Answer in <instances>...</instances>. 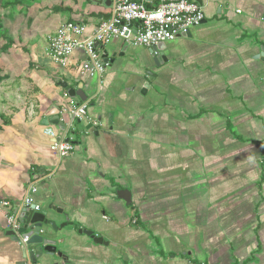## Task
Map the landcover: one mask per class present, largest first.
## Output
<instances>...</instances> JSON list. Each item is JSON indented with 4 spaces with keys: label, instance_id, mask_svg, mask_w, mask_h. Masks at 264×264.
<instances>
[{
    "label": "crops",
    "instance_id": "obj_1",
    "mask_svg": "<svg viewBox=\"0 0 264 264\" xmlns=\"http://www.w3.org/2000/svg\"><path fill=\"white\" fill-rule=\"evenodd\" d=\"M198 1L205 20L166 42L160 66L147 47L119 56L126 41L115 38L104 45L115 62L94 75L82 49L56 62L49 36L78 22L83 39L113 8L17 1L0 36V198L15 212L36 185V204L60 227L64 257L36 264H264V0ZM80 87L89 111L78 133L46 124L54 108L68 121L63 106L81 101L68 90ZM47 130L74 150L57 155ZM7 214L0 264H28Z\"/></svg>",
    "mask_w": 264,
    "mask_h": 264
},
{
    "label": "built area",
    "instance_id": "obj_2",
    "mask_svg": "<svg viewBox=\"0 0 264 264\" xmlns=\"http://www.w3.org/2000/svg\"><path fill=\"white\" fill-rule=\"evenodd\" d=\"M205 20L203 5L198 0H114L112 17L103 21L100 26L87 37L86 25L78 22H67L49 36V54L58 63L67 65L73 53L82 49L87 60L82 67L83 72L90 75L102 74L107 64L101 61L96 43L105 45L115 38H122L135 46L152 48L188 33ZM89 102L75 101L63 106V113L71 115L74 120L84 121L88 118ZM46 133L53 137L52 149L60 157H65L74 150L73 138L57 137L53 130ZM38 189L32 185L24 199V205L35 204L36 210L41 207L35 202ZM7 211L11 230L18 232L19 224L15 221L13 204L10 200L0 198V211ZM28 238H22L23 243ZM28 264H36L29 261Z\"/></svg>",
    "mask_w": 264,
    "mask_h": 264
},
{
    "label": "water",
    "instance_id": "obj_3",
    "mask_svg": "<svg viewBox=\"0 0 264 264\" xmlns=\"http://www.w3.org/2000/svg\"><path fill=\"white\" fill-rule=\"evenodd\" d=\"M99 4L107 8H114V0H96ZM109 19V18H108ZM191 31L186 34L181 35L180 37L190 36ZM126 41V40H125ZM165 42L157 46L150 48V53L152 59L156 66H160L162 63L167 61V57L160 53L165 47ZM131 45L129 41H126L123 50L119 53V56H123L127 51L128 47ZM95 47L101 52V61L110 64L115 62V58L118 56V52L112 54L105 48L104 45L99 43L95 44ZM160 53V54H159ZM258 59L264 61V49L261 54H259ZM150 80L156 74L153 72H148ZM150 84H146L143 92H146V89L149 88ZM67 87V86H66ZM70 97H79L81 101L89 102L87 94L83 91L82 87L78 90L70 88L69 90ZM49 115H53L52 119L45 118V123L49 124L50 121L59 126V129L63 134L71 133L76 135L78 133V127L75 124H78V120L75 123V120L71 115H68V121L61 122V116L58 109L54 108L51 110ZM91 127V126H90ZM120 195L123 199L129 202V191H121ZM15 221L20 225L18 232L14 230H9L8 234L14 236L17 241L21 243L22 253L24 258L33 263H37L38 259L46 256H59L64 257V253L59 250V239L56 237V233L60 231V227L57 225L55 220L49 216L48 210H36V205L25 206L24 202L17 207L15 210ZM84 233L91 236L97 243H107L102 237L96 236L92 230H84ZM22 238H28L27 242L23 243Z\"/></svg>",
    "mask_w": 264,
    "mask_h": 264
},
{
    "label": "rangeland",
    "instance_id": "obj_4",
    "mask_svg": "<svg viewBox=\"0 0 264 264\" xmlns=\"http://www.w3.org/2000/svg\"><path fill=\"white\" fill-rule=\"evenodd\" d=\"M17 1L18 0H1V3H2V6L5 4V3H8V4H10V6L7 8V9H5V8H3L2 10H4V15H3V26H4V28H8V26H10V27H12L13 28V26H14V20H13V17H14V14H15V5L17 6L18 4H17ZM23 2H24V6H27L26 5V2L28 3V4H34L35 2H36V0H23ZM3 31H0V36L1 37H3L1 34H3L2 33ZM8 42H9V38L7 37V38H5ZM5 51H4V49L2 48V47H0V58L2 59V60H4L5 61V56H2V54L4 53ZM7 55H9V54H7ZM11 57V59L13 58V54H11L10 55Z\"/></svg>",
    "mask_w": 264,
    "mask_h": 264
},
{
    "label": "trees",
    "instance_id": "obj_5",
    "mask_svg": "<svg viewBox=\"0 0 264 264\" xmlns=\"http://www.w3.org/2000/svg\"><path fill=\"white\" fill-rule=\"evenodd\" d=\"M10 6V4L8 3H5L3 6H2V3H1V0H0V31L3 30L4 26H3V14H4V10H2L3 8L7 9L8 7ZM11 45L7 46L5 49L7 50L9 47H11Z\"/></svg>",
    "mask_w": 264,
    "mask_h": 264
}]
</instances>
